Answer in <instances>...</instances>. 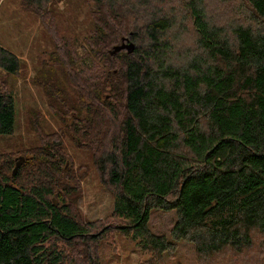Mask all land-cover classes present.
<instances>
[{"label": "trees", "instance_id": "obj_1", "mask_svg": "<svg viewBox=\"0 0 264 264\" xmlns=\"http://www.w3.org/2000/svg\"><path fill=\"white\" fill-rule=\"evenodd\" d=\"M22 1L59 40L34 82L56 117L71 115L68 126L93 152L114 206L105 222L76 219L65 198L62 135L43 132L33 113L40 145L14 176L13 159L0 167V264H95L98 236L109 228L140 237L155 255L180 240L203 261L231 254L223 264L233 256L239 263L258 235L264 264V0H242L258 27L239 17L228 27L211 23L204 0H90L93 29L80 55L59 36L49 0ZM217 4L241 10L234 0ZM185 29L193 34L181 45ZM121 38L135 41L133 51L111 55ZM0 68L21 70L1 45ZM15 119L14 96L1 83L0 135L14 132ZM153 208L175 210L168 236L150 232Z\"/></svg>", "mask_w": 264, "mask_h": 264}, {"label": "rangeland", "instance_id": "obj_2", "mask_svg": "<svg viewBox=\"0 0 264 264\" xmlns=\"http://www.w3.org/2000/svg\"><path fill=\"white\" fill-rule=\"evenodd\" d=\"M204 2L207 18L211 23H222L220 20H227L228 27L239 17L237 22L251 23L253 27L261 24L254 17L250 19V13L244 8L242 0H234L235 5L238 3L241 10L221 9L220 4H217L219 10H213L216 0ZM159 7L164 11H170L166 4L159 3ZM46 11H50V18L59 36L67 39L70 45H73L69 46L80 55L82 53L80 44L85 42L93 29L94 16L91 11H95L94 4L90 0H49L46 3ZM182 32L186 37L181 45H187L190 43L188 36L191 37L193 33L188 29ZM132 41L135 44V41ZM58 42L42 18L26 8L22 0H0V45L14 53L21 61V70L18 74L10 75L0 68V84H3L6 91H11L16 107L14 132L11 135H0V167L3 159L7 158L14 160L13 167L19 156H23L25 161L30 157V150L40 145V133L32 125L35 119L32 115L38 112L43 132H56L62 135L61 154L65 160L62 170L66 176L64 181L67 183L65 198L72 214L76 219L86 223L98 220L105 222L114 206L111 187L101 179L93 152L74 137L68 126L72 121H67L71 115H66L64 121L56 117L49 108L43 89L34 82L36 70L46 67L47 63L50 64V55L56 50L55 43ZM3 154L9 155L2 157ZM21 181L27 182V178L23 177ZM176 219L177 215L173 209L153 208L149 212L148 227L155 235L168 236ZM253 240L254 245L246 253L236 256L242 259L237 264H263L261 237L254 235ZM59 246L65 252L68 251L65 243H59ZM96 247L92 256L95 264H223L224 260L231 257V254L223 253L210 262L203 261L202 257L195 255L193 244L185 240L177 241L170 251L155 255L143 246L140 237H132L131 234L126 235L113 228L98 236ZM72 256L79 258L75 252ZM237 260L233 256L228 263L232 264Z\"/></svg>", "mask_w": 264, "mask_h": 264}, {"label": "water", "instance_id": "obj_3", "mask_svg": "<svg viewBox=\"0 0 264 264\" xmlns=\"http://www.w3.org/2000/svg\"><path fill=\"white\" fill-rule=\"evenodd\" d=\"M122 49H125L128 53H131L134 49V43L132 41H129L127 38H121L120 43L114 45L109 53L111 55H114L115 53L119 52ZM23 161H24L23 156H19L16 158L14 167L12 169V175H15V173L17 172L19 166Z\"/></svg>", "mask_w": 264, "mask_h": 264}]
</instances>
